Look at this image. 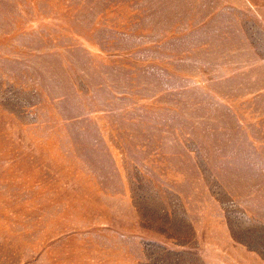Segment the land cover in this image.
I'll return each mask as SVG.
<instances>
[{"label":"rangeland","instance_id":"obj_1","mask_svg":"<svg viewBox=\"0 0 264 264\" xmlns=\"http://www.w3.org/2000/svg\"><path fill=\"white\" fill-rule=\"evenodd\" d=\"M0 264H264V0H0Z\"/></svg>","mask_w":264,"mask_h":264}]
</instances>
